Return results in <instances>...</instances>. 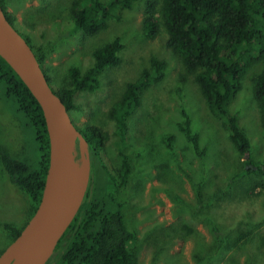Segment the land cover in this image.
I'll list each match as a JSON object with an SVG mask.
<instances>
[{
  "label": "rangeland",
  "instance_id": "rangeland-1",
  "mask_svg": "<svg viewBox=\"0 0 264 264\" xmlns=\"http://www.w3.org/2000/svg\"><path fill=\"white\" fill-rule=\"evenodd\" d=\"M72 1L5 0V4L16 18L15 27L31 38L40 54H46L45 66L56 79L66 77L74 65L85 71L94 61L95 48L121 38V63L102 73L97 91L76 92L78 107L73 112L79 126L96 125L109 137L102 154L110 169L122 162L112 106L121 99L126 83L151 66L152 57L167 62L162 80L141 93L140 104L127 121L125 149L132 157V170L126 184V216L129 227L137 232L130 248L139 264H264V173L237 175L249 166L246 158L209 110L182 60L166 45L165 29L161 27L154 36L147 32L149 0L120 8V17L110 19L94 35L74 30L69 11ZM262 68L258 62L249 70L229 103L232 111L239 112L240 124L253 144L255 162H264L261 109L252 94ZM5 106L0 101V127L9 136L13 132L19 138L22 133V139L12 109ZM184 110L192 132L198 135L202 155L180 128ZM168 135L173 138L171 147ZM76 151L77 159L85 162L80 143ZM30 211L29 197L10 181L0 160V254L13 236L4 224L22 228ZM215 228L225 241H220Z\"/></svg>",
  "mask_w": 264,
  "mask_h": 264
},
{
  "label": "trees",
  "instance_id": "trees-1",
  "mask_svg": "<svg viewBox=\"0 0 264 264\" xmlns=\"http://www.w3.org/2000/svg\"><path fill=\"white\" fill-rule=\"evenodd\" d=\"M136 1L73 0L69 11L74 30L97 34L107 27L110 19L120 17V8H132ZM0 3L15 25L16 18L7 12L5 0ZM146 6L147 32L154 36L161 27L165 29L166 45L182 60L187 75L199 85L209 110L221 120L239 153L246 158L249 166L237 175L242 177L251 171L264 173V162L253 161V144L240 124L239 112L232 111L229 106L249 70L262 62L263 68L254 79L252 94L261 109L264 130V0H149ZM23 35L50 82L58 83L56 90L73 117L78 107L76 92L97 91L102 73L122 60L124 44L117 36L93 50L94 61L85 71L74 65L66 77L56 79L45 66L46 54H40L31 38ZM166 66L165 60L152 57L151 66L126 83L121 99L111 108L119 135L117 144L122 160L119 167L110 169L104 160L102 151L109 137L104 136L102 129L93 124L78 125L89 146L90 176L80 209L60 240L52 264H139L136 253L130 248L137 232L129 227L126 216V184L132 170V157L125 149L127 121L140 104L141 93L162 80ZM0 101L7 109H12L23 131L21 139L22 133L18 132L19 138L13 132L9 136L0 127V160L10 181L29 197V220L42 198L49 167V134L39 102L1 55ZM184 116L180 128L202 155L198 135L192 132L185 110ZM11 128L15 129L14 124ZM166 139L171 147L172 136L168 135ZM24 226L15 228L9 223L4 224L13 233L12 241ZM215 232L220 241H225L223 233L217 228Z\"/></svg>",
  "mask_w": 264,
  "mask_h": 264
},
{
  "label": "water",
  "instance_id": "water-1",
  "mask_svg": "<svg viewBox=\"0 0 264 264\" xmlns=\"http://www.w3.org/2000/svg\"><path fill=\"white\" fill-rule=\"evenodd\" d=\"M0 55L39 102L50 140L49 167L41 201L20 234L0 254V264L13 252L9 264H47L78 213L86 193L90 176L89 146L34 49L10 21L1 3ZM78 138L86 144L88 174L80 197L74 202L70 197V186Z\"/></svg>",
  "mask_w": 264,
  "mask_h": 264
},
{
  "label": "bare ground",
  "instance_id": "bare-ground-1",
  "mask_svg": "<svg viewBox=\"0 0 264 264\" xmlns=\"http://www.w3.org/2000/svg\"><path fill=\"white\" fill-rule=\"evenodd\" d=\"M80 143V148L84 151L85 154V162L78 160L75 156V160L73 162V169H72V176H71V186H70V197L71 199L76 202L80 194L84 188V184L88 174V161L86 157V145L83 146L84 141L80 138L77 139L76 148ZM83 153V152H82ZM67 155L66 151L64 152ZM15 252H13L2 264H9L11 258H13Z\"/></svg>",
  "mask_w": 264,
  "mask_h": 264
}]
</instances>
